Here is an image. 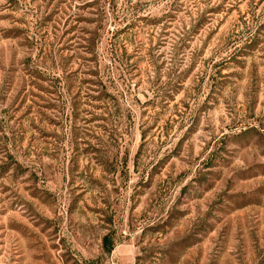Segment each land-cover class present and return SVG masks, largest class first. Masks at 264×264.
Returning <instances> with one entry per match:
<instances>
[{
	"label": "rangeland",
	"instance_id": "rangeland-1",
	"mask_svg": "<svg viewBox=\"0 0 264 264\" xmlns=\"http://www.w3.org/2000/svg\"><path fill=\"white\" fill-rule=\"evenodd\" d=\"M0 264H264V0H0Z\"/></svg>",
	"mask_w": 264,
	"mask_h": 264
}]
</instances>
